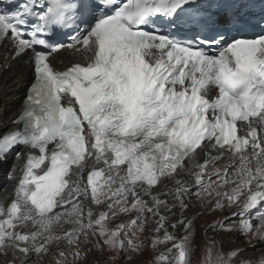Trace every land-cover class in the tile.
<instances>
[{
	"label": "snow or ice",
	"instance_id": "snow-or-ice-1",
	"mask_svg": "<svg viewBox=\"0 0 264 264\" xmlns=\"http://www.w3.org/2000/svg\"><path fill=\"white\" fill-rule=\"evenodd\" d=\"M0 48L32 72L0 130V264L148 241L151 264H190V199L242 241L204 264H264L243 255L264 246V0H0Z\"/></svg>",
	"mask_w": 264,
	"mask_h": 264
},
{
	"label": "bare ground",
	"instance_id": "bare-ground-1",
	"mask_svg": "<svg viewBox=\"0 0 264 264\" xmlns=\"http://www.w3.org/2000/svg\"><path fill=\"white\" fill-rule=\"evenodd\" d=\"M2 52L3 49L0 48V53ZM65 56H67V54H65ZM60 59L61 57L57 58L58 66ZM10 64L11 67L7 68V70L0 69V130H2L3 126H11L10 121L12 118L20 113L24 103L27 86L32 79L30 66L23 58L10 60ZM13 155V153H10L7 163L0 165L2 166L0 167V202L4 200L5 196L10 195L13 191L11 183L5 178L9 165L13 163ZM189 203L193 204V206L188 209L186 215L192 218L194 217V221L199 225L211 223L214 218H221L223 216L222 212H210L207 208H201L198 201L193 203L192 199H190ZM200 212H203V215L196 218L195 214H199ZM259 214V212L255 213V215ZM222 234L228 239H232L235 236L233 235L232 237H229L226 233ZM234 242L233 245H238L240 243L238 240ZM53 248L55 249V246H53ZM243 255L247 256L246 254ZM68 259L69 261L74 262L71 256H69Z\"/></svg>",
	"mask_w": 264,
	"mask_h": 264
},
{
	"label": "rangeland",
	"instance_id": "rangeland-1",
	"mask_svg": "<svg viewBox=\"0 0 264 264\" xmlns=\"http://www.w3.org/2000/svg\"><path fill=\"white\" fill-rule=\"evenodd\" d=\"M2 167V166H0ZM195 217H200V214L196 213ZM192 218V217H191ZM194 219V217L192 218ZM195 220V219H194ZM235 222V221H234ZM121 223L120 220L113 219V224H119ZM210 224L206 223L204 225H199L195 222V244L192 247V252L190 256V264H204V257L206 254V250L211 244L213 239L217 240V243L219 241H224V247L227 248L229 246L228 241L230 239L226 238L222 233L219 234L217 238V233L215 231H208L205 232V227ZM143 235L147 236L148 233H144ZM238 234H236L231 240H238L240 243L238 245H232L234 247L241 246L242 242L240 239H237ZM228 239V240H227ZM227 240V241H225ZM252 243H256L255 240L252 241ZM244 247H247V244H243ZM261 253H264V246H261L255 250L249 249L246 254L248 258H256L260 256ZM94 255L99 256L100 264H107L108 259L112 255V253L108 252V250H105V253L103 256H100L99 253H95ZM126 257H129V259L121 260L119 261V264H151V256H152V248H151V242L148 241L145 244L143 254H138L137 252L133 251H127L124 253ZM89 260H93V257L90 256ZM44 264H54V255L52 253H49L48 256L44 260ZM69 264H78L76 262L69 261Z\"/></svg>",
	"mask_w": 264,
	"mask_h": 264
}]
</instances>
